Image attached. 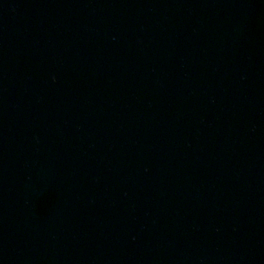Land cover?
<instances>
[{"label": "water", "instance_id": "water-1", "mask_svg": "<svg viewBox=\"0 0 264 264\" xmlns=\"http://www.w3.org/2000/svg\"><path fill=\"white\" fill-rule=\"evenodd\" d=\"M0 264H264V0H0Z\"/></svg>", "mask_w": 264, "mask_h": 264}]
</instances>
